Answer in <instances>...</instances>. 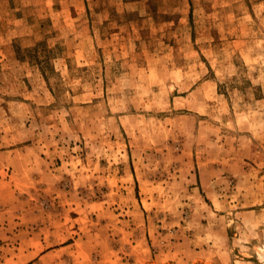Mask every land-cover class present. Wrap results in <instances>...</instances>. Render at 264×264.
<instances>
[{
    "label": "rangeland",
    "instance_id": "rangeland-1",
    "mask_svg": "<svg viewBox=\"0 0 264 264\" xmlns=\"http://www.w3.org/2000/svg\"><path fill=\"white\" fill-rule=\"evenodd\" d=\"M0 264H264V0H0Z\"/></svg>",
    "mask_w": 264,
    "mask_h": 264
}]
</instances>
